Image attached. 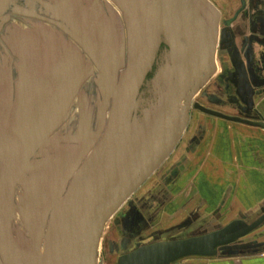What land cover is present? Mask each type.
I'll return each mask as SVG.
<instances>
[{
  "label": "water",
  "instance_id": "water-1",
  "mask_svg": "<svg viewBox=\"0 0 264 264\" xmlns=\"http://www.w3.org/2000/svg\"><path fill=\"white\" fill-rule=\"evenodd\" d=\"M112 1L125 14V61L122 39L117 46L112 44L103 14L91 17L89 23L82 22L71 0H61L76 19L74 31L84 36L77 40L98 73L94 81L99 94L94 129L86 122L87 102L78 97L75 134L50 137L92 74L83 69L80 53L56 44L51 55L45 48V57L33 49L15 107L0 125L2 264H40L39 246L46 227L50 264H96L106 220L170 154L186 127L193 95L215 68L219 13L208 0H174L173 16L164 11L162 0ZM113 25L118 31L119 26ZM96 39L100 40L97 45ZM161 42L168 47L152 78L145 81ZM243 86L252 108L251 85L244 80ZM154 92L158 99L153 106ZM193 107L264 129L262 119L227 115L197 102ZM6 177L10 179L7 188ZM14 182L25 192V199L18 201L26 232L19 233V238L14 236L17 243L10 228ZM263 222L264 211L252 221L234 219L208 233L137 244L134 250L120 255L117 264H171L187 256H218L223 254L222 247Z\"/></svg>",
  "mask_w": 264,
  "mask_h": 264
},
{
  "label": "flooded vegetation",
  "instance_id": "flooded-vegetation-1",
  "mask_svg": "<svg viewBox=\"0 0 264 264\" xmlns=\"http://www.w3.org/2000/svg\"><path fill=\"white\" fill-rule=\"evenodd\" d=\"M104 1L105 3L98 0H71L69 3L73 6L82 22L89 23L91 22L89 21L91 17L100 18V14L104 15L111 30L112 44L117 46L120 43L119 38L122 39L124 46L123 61H125L127 54L125 20L121 19L120 8L114 1ZM208 1L219 13L218 37L216 41L217 71L212 77L213 80L210 79L204 89L201 90L199 96L202 99H194L190 102L191 109H196L203 115L219 118L194 108L193 104L197 102L206 108L227 115L264 120V115L256 103L257 96L264 98V0ZM72 16L61 0H0V125L3 123L7 112H11L15 107V103L18 100L20 82L24 77L26 65L30 61L34 48H37L40 53L43 52L45 57V48L50 51L54 44L60 48H69L71 50L70 46H74L77 47V51H73L81 55L82 66L84 65L83 54L91 62L77 40L83 39L84 36L74 31L76 29V19L72 18ZM113 22L119 26L118 31H115ZM21 24H27L28 27L25 30L14 27V25ZM99 42L100 40L96 39L94 43L97 45ZM167 47L164 42L160 43L156 55V63L153 64L152 69L146 74L145 81L152 78L156 64ZM49 55H51V51ZM244 80L250 83L253 90L252 108L249 107L248 90L243 86ZM143 88L142 86L140 90ZM79 98H83L87 102L84 95ZM79 98H76V96L74 98L77 101V108ZM65 116L66 114L58 125L64 121ZM77 117H79V112H77ZM222 120L231 122L225 119ZM86 122L88 127H90L87 116ZM8 123L9 119L5 122L4 132L7 130ZM77 124L78 118L75 122L73 135L76 132ZM57 127L51 132V138H65L69 135V133L56 134ZM181 139L182 137L178 141ZM174 150L175 147L172 151L174 152ZM22 173H25V170H22ZM152 173L158 179L162 176V179L160 178L157 183H150V186L143 191L144 193L142 192L139 197L135 196V198H132L128 202L127 210L119 216L120 229L126 234V238H123L126 245L124 244L125 246L120 248L118 257L134 250L137 244H145L157 240L179 239L176 236L162 239L156 237V233L149 234L145 232V228L150 222L149 220L152 218L153 213L157 208H161L163 203L158 200V191L163 190V186H167L168 180L172 181V179L176 178L178 169L172 166L167 156ZM5 181L7 188L10 184V179L6 177ZM13 186V220L10 223V228H12L11 235L17 243L14 237L13 225L15 221H19V215H21V218L23 217V208L17 209V205L20 204L18 199H25V192L18 183L14 182ZM5 198L3 216L6 219L8 201L6 196ZM15 213L18 214V220L15 219ZM194 223L195 221L190 217L179 222V224L177 223L174 231H191L195 228L196 224ZM25 225L23 224V230L19 231L20 234H23ZM46 229L47 227L44 234ZM189 234V236H195L191 232ZM121 245L123 246V243ZM229 245L222 247L220 251L225 253L230 250ZM242 248L244 247L239 249ZM0 264H2L1 258Z\"/></svg>",
  "mask_w": 264,
  "mask_h": 264
},
{
  "label": "crops",
  "instance_id": "crops-1",
  "mask_svg": "<svg viewBox=\"0 0 264 264\" xmlns=\"http://www.w3.org/2000/svg\"><path fill=\"white\" fill-rule=\"evenodd\" d=\"M228 123L230 128L224 134L219 129L208 133L205 156L197 153L206 139L205 133L185 141L184 146H189L187 150H182L183 159L177 161L178 175L172 190H167L169 194L162 203L163 209L175 212L182 220L193 215V218H199L200 223L201 218L211 216L224 222L237 218L246 221L264 210V129L237 122ZM192 144L197 148H193ZM173 180H168V187ZM255 233L258 237L254 235L243 243L238 240L221 255L186 257L180 262L264 264V247L258 246L264 243V222Z\"/></svg>",
  "mask_w": 264,
  "mask_h": 264
},
{
  "label": "rangeland",
  "instance_id": "rangeland-1",
  "mask_svg": "<svg viewBox=\"0 0 264 264\" xmlns=\"http://www.w3.org/2000/svg\"><path fill=\"white\" fill-rule=\"evenodd\" d=\"M83 1V0H82ZM101 2H104V0H98ZM120 10V9H119ZM121 11V19L125 20V14L122 10ZM22 26V27H19ZM15 28H22V29H26L28 26L27 24H21V25H14ZM166 33L161 32V35L165 36ZM72 48V50L77 51V47L74 46H70ZM80 51V50H79ZM217 53L215 52V56H214V65L215 68L212 72V74L209 76V78L207 79V81L205 82V84L200 87L197 92H195V94L193 95L191 101H193L194 99L199 100V98H201L199 96L201 90L204 89V86L208 83V81H210V79H212V77L216 74L217 71ZM83 61H84V65H83V69L87 72L91 71L90 73H92L90 75V77H88V79L86 80V82L84 83V85L81 87L80 91L78 92L77 98L80 97L81 95H84L87 99V111H86V116L89 118V123H90V128L94 129V122L96 123V111L98 108V102H99V94H98V90H97V86L95 84V80L98 78V73L95 69V67L93 66V64L89 62V60L87 59V57L83 54ZM213 80V79H212ZM211 80V82H212ZM158 99V94L156 92H154L152 94V101L151 103L153 104V106L156 104V100ZM202 99V98H201ZM256 103L259 107V109H261V111L264 113V98L263 97H256ZM191 104H190V109L187 112L188 114V119H187V123H186V127L184 129V131L181 134L182 139L180 141H177L176 144L174 145L175 150L174 152L171 151L170 154L168 155V159L171 162L172 166L177 167L179 165V163L177 161L183 159V152L182 150H187L189 145H185V141L189 139H191L193 136H200V134L205 133V137L206 139L202 142L203 144L198 147L199 150H197L198 154H201L203 156H205L206 154V150L207 149V144L209 143L208 140V136H209V132H213L215 129H219L223 134L227 131V128H230V125L227 121H224L222 119L219 118H215L212 116H207V115H203V113L199 112L196 109H191ZM77 101L76 99H74L69 107V110L66 112V118H64V121H62L61 124L58 125L57 130H56V134H66V133H74L75 130V122L77 120ZM237 126V125H236ZM186 130V131H185ZM180 137V138H181ZM191 137V138H190ZM184 138V139H183ZM200 140V139H198ZM192 141V140H191ZM190 141V142H191ZM179 142V143H178ZM193 148H197L196 145L192 144ZM179 152V153H178ZM185 158V157H184ZM208 177V176H207ZM162 179V176L160 177ZM160 178H156L155 174H150L148 175V177L119 205V207L116 209V211L111 215V217L109 219L106 220L105 224L103 225L102 231L100 233V238L98 241V246L96 249V264H117V258H118V253L120 248L124 247L125 241H123V238H126V234L125 232L121 231L120 229V224H119V216L122 215L125 210H127V206H128V202L130 200H132V198H135V196L139 197L142 192L145 190V188H147L148 186H150V183H157L159 182ZM209 178V177H208ZM174 182L168 186H163V190L158 191L157 196H158V200H161L162 202L166 201L168 194L167 190H172V187L176 181V178H174L173 180ZM144 193V192H143ZM173 194V192H172ZM20 205H17V209H20ZM264 211V210H262ZM262 212H259L258 214H256L253 217H249L248 219H246V221H252L253 219H255L257 216H259ZM19 221L14 223L13 225V231H14V236L16 238H19V231L21 232V229L23 230V224L25 223L23 221V219L21 218V215H19ZM193 218V215H192ZM15 219L18 220V214L15 213ZM199 218H193V220H195V228L192 229L191 231H187V230H179V231H174L175 227L177 226V223L179 224L180 221H183L182 218H180L179 216H176L175 212H170V210L168 209H163L162 207L157 208L155 210V212L153 213L152 218L149 220L150 222H148L146 228H145V232H148L149 234L152 233H156L157 235H155L158 238H162V239H167L168 237H173L176 236L178 238H182V237H187L189 236L190 232L194 235H200V234H204V233H208L210 231L219 229L223 226H225L227 223L229 222H224V221H218L216 220V217H204L201 218V223L198 220ZM238 219V218H237ZM243 220V219H242ZM259 229V227H258ZM258 229L252 231L250 234H247L246 236L242 237L239 239L238 242H248V240H250V238H252L254 235L258 237L257 232ZM25 229L24 232H22L23 234L25 233ZM172 232V234H170ZM175 235H174V234ZM260 237V236H259ZM263 242V241H261ZM121 243H123V246L121 245ZM125 244V245H124ZM254 244H256L255 246H257V243L254 242ZM264 243L258 244V246L260 247H264L263 245ZM40 249V264H48V262L46 261V257H45V250H46V246H45V238L42 237L41 239V243L39 246ZM187 257H201V256H187ZM186 258V257H185ZM182 258L176 260L175 263L173 264H181L180 260Z\"/></svg>",
  "mask_w": 264,
  "mask_h": 264
},
{
  "label": "bare ground",
  "instance_id": "bare-ground-1",
  "mask_svg": "<svg viewBox=\"0 0 264 264\" xmlns=\"http://www.w3.org/2000/svg\"><path fill=\"white\" fill-rule=\"evenodd\" d=\"M163 2V9L164 11L167 13V14H172L173 12V6H174V0H162ZM174 14H172L173 16ZM161 32H164L163 30ZM160 32V33H161ZM45 238V234L43 236ZM39 252H40V249H39ZM45 252V257H46V261L49 263V259H48V256H47V253H46V250L44 251Z\"/></svg>",
  "mask_w": 264,
  "mask_h": 264
}]
</instances>
